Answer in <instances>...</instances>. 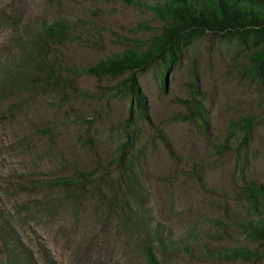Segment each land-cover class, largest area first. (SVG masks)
I'll return each mask as SVG.
<instances>
[{"label":"rangeland","instance_id":"374dc122","mask_svg":"<svg viewBox=\"0 0 264 264\" xmlns=\"http://www.w3.org/2000/svg\"><path fill=\"white\" fill-rule=\"evenodd\" d=\"M57 19L74 34L53 46L52 60L80 92L32 85L33 62L22 83L0 92V264H10L11 249L22 253L15 264H148L147 250L162 264H264V244L241 226L257 218L247 213L243 187H264V87L245 69L250 50L207 33L183 47L166 78L152 62L137 73L141 113L138 98L115 87L125 76L78 73L122 51L119 35L160 32L153 12L124 0H0V71L22 63L26 26ZM139 25L150 28L131 31ZM187 101H203L204 121L184 118ZM247 117L255 119L249 136ZM126 128L135 135L127 149L143 189L145 230L178 245L166 253L106 206L113 191L105 185L120 194L115 160ZM75 171L94 180L80 194L53 183Z\"/></svg>","mask_w":264,"mask_h":264},{"label":"trees","instance_id":"16d2710c","mask_svg":"<svg viewBox=\"0 0 264 264\" xmlns=\"http://www.w3.org/2000/svg\"><path fill=\"white\" fill-rule=\"evenodd\" d=\"M124 1L127 4H136L142 9L153 12L155 18L162 24L160 32L146 39L119 35L117 40L124 46L122 51L104 57L95 65L78 70V73L91 75L100 81L104 78L125 76L115 87L123 94L131 97L136 96L141 113H143L145 105L137 73L157 61L163 70V77L166 78L172 66L179 61L183 47L207 33L226 37L231 43L250 50V66L245 69L264 87V0ZM26 27L28 33L20 39L22 63L5 67L0 71V92H5L7 84L16 79L22 83L23 75L29 74L31 62H33L32 69L36 72L32 85L53 90L62 86L70 87L72 91L80 92L74 79L62 76L58 64L52 60L55 58L53 46H60L66 41L73 40L74 32L69 22L63 19L45 20L34 27ZM148 28L150 27L139 25L136 28H131V31L147 30ZM23 64H25V69L22 68ZM70 70L72 75L76 76L77 69L71 68ZM187 108L189 112L184 116L186 120H205L206 110L203 101H198L195 104L187 101ZM134 123V118L129 116L126 126L131 127ZM254 123L255 119L251 117L244 119L242 126L246 135H250ZM231 126L235 130L238 125L233 123ZM125 131H127L126 142H123L115 160V163L120 166L117 186L120 194L117 196L114 186L105 185V188L113 191V196L106 206L121 214L125 213L137 232H145L146 237L156 241L161 245V251L166 253L171 246L177 248L178 245L170 244L171 241L165 239L159 229L145 230L140 213L145 203L143 189L139 181V174L134 166L135 157L130 156L128 151L130 149L128 144L135 140V135L128 128ZM160 137L165 139L161 132H159ZM92 181H94L92 174L75 171L72 176L60 178L53 183L73 188L80 194L84 187ZM241 196L246 202L249 217L250 215L257 216L256 219H245L241 224L242 231L248 239L264 244V187L256 181H247ZM20 255L22 253L17 249H11L10 264H15ZM221 255L223 257H240L242 253ZM146 259L148 264H162L152 251H146Z\"/></svg>","mask_w":264,"mask_h":264}]
</instances>
